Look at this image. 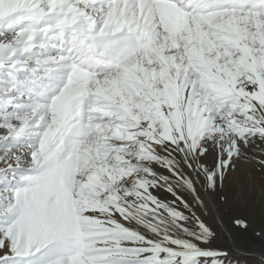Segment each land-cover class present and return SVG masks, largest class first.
Masks as SVG:
<instances>
[{"label":"snow or ice","instance_id":"1","mask_svg":"<svg viewBox=\"0 0 264 264\" xmlns=\"http://www.w3.org/2000/svg\"><path fill=\"white\" fill-rule=\"evenodd\" d=\"M257 180L264 0H0V264H236Z\"/></svg>","mask_w":264,"mask_h":264},{"label":"rangeland","instance_id":"2","mask_svg":"<svg viewBox=\"0 0 264 264\" xmlns=\"http://www.w3.org/2000/svg\"><path fill=\"white\" fill-rule=\"evenodd\" d=\"M232 192L238 197L239 206L247 208L257 217L260 208L264 204V188L261 187L259 180L250 190H242L239 184L232 188ZM225 242L229 245L235 244V262L236 264H262L264 258L261 257V251H264V242L260 241L254 232H237L231 235L226 233Z\"/></svg>","mask_w":264,"mask_h":264}]
</instances>
